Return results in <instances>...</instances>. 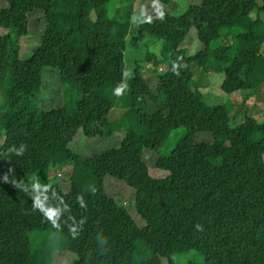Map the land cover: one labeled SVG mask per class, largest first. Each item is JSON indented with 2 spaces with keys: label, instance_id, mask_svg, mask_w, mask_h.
Masks as SVG:
<instances>
[{
  "label": "trees",
  "instance_id": "trees-1",
  "mask_svg": "<svg viewBox=\"0 0 264 264\" xmlns=\"http://www.w3.org/2000/svg\"><path fill=\"white\" fill-rule=\"evenodd\" d=\"M113 1L6 0L0 11V264H55L64 250L74 264H177L174 254L192 251L201 264H264V119L245 109L230 126L237 92L264 98V0H200L180 16L168 11L173 0L130 1L119 19ZM38 9L47 26L22 58ZM137 37L149 42L134 57ZM152 60L166 68L156 89L142 69ZM47 67L59 71L63 98L49 110ZM206 94L225 102L211 106ZM179 130L184 139L162 155ZM80 131L125 136L82 159L71 148ZM66 164L70 180L50 183L51 167ZM106 177L135 191L144 226L108 195ZM46 231L33 250L31 234Z\"/></svg>",
  "mask_w": 264,
  "mask_h": 264
},
{
  "label": "rangeland",
  "instance_id": "rangeland-1",
  "mask_svg": "<svg viewBox=\"0 0 264 264\" xmlns=\"http://www.w3.org/2000/svg\"><path fill=\"white\" fill-rule=\"evenodd\" d=\"M133 1L134 6H136L137 2L140 0H114L109 4V13L110 17L113 19H119L118 17L125 16L124 10L127 4ZM200 0H173L170 6L168 7V11L173 16L182 15L192 3H199ZM140 4V2H139ZM138 4V5H139ZM7 6L6 0H0V11L2 8ZM145 12L149 16H159L162 13V9L155 5H145ZM254 17L256 13L252 14ZM47 26L45 13L43 10H35L31 14H29V32L26 36H24L21 40V57L28 58L32 55L33 49L35 46L40 44L42 35ZM1 33H5V29H0ZM140 40L138 37L131 41L129 40V47L131 49V55L136 57L140 53L144 55V44L149 42L144 37H141ZM150 43H152L150 41ZM160 45V43H159ZM160 46H158L159 50ZM143 72L145 74L146 79L152 85L153 89H156L157 78L156 72H164L166 70L164 65L157 66L154 61H145L142 65ZM193 71L197 75V79L202 82L203 77H200V69L197 67H193ZM200 84V83H199ZM236 98L239 104L233 107L231 114L230 126L231 129L237 127L240 123L244 121L245 118V109L248 110L249 114L256 116L259 120L264 119V98L259 97L256 93H252L251 90H243L236 93ZM207 104L211 106L220 105L225 101L220 97H216L213 94H206L204 97ZM231 100L233 97L230 98ZM63 104L62 98V84L60 82L59 71L52 67H47L43 71V90L40 98L41 107L46 110L59 107ZM200 138H211L212 134L209 133H199ZM125 134L124 132H119L114 134L108 139L103 138H88L85 136L83 131L78 133L75 141L71 144V148L75 153L81 156L82 159H87L92 157L94 154L103 151L104 149L111 147H118ZM185 132L183 130H179L173 132L169 138V140L162 146L160 153L165 156H169L170 153L174 150L175 145L178 141L184 139ZM4 141V136H0V142ZM147 161L153 165L154 156L151 154H146ZM50 174V183L64 182L69 181L73 166L71 164H66L58 167L53 165L51 167ZM106 191L108 195L114 198L117 202L124 204L128 209H130L136 221L140 224V226H144L145 222L142 218L137 214L134 203L135 191L128 187L124 182L119 181L112 177H106L105 179ZM51 231L33 233L31 234L32 241V249H36L41 244H43L46 240L47 235L51 234ZM55 264H74L77 255L71 251H58L54 254ZM204 255L199 252H188L186 254H174L173 260L177 264H187L190 261L197 262L199 264L204 262Z\"/></svg>",
  "mask_w": 264,
  "mask_h": 264
}]
</instances>
